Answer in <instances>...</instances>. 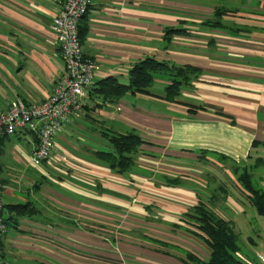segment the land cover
<instances>
[{
    "label": "crops",
    "instance_id": "obj_1",
    "mask_svg": "<svg viewBox=\"0 0 264 264\" xmlns=\"http://www.w3.org/2000/svg\"><path fill=\"white\" fill-rule=\"evenodd\" d=\"M63 1L0 0V111L52 93L65 70L51 30ZM80 23L84 53L100 65L93 85L128 81L148 56L193 70L174 100L160 74L150 93L101 107L89 92L41 165L31 161L36 134L0 137L2 264H184L160 241L207 259L181 217L200 202L235 224L253 216L243 171L264 190V0H92ZM168 27L184 32L166 40ZM106 129L146 140L130 172L95 157Z\"/></svg>",
    "mask_w": 264,
    "mask_h": 264
},
{
    "label": "trees",
    "instance_id": "obj_2",
    "mask_svg": "<svg viewBox=\"0 0 264 264\" xmlns=\"http://www.w3.org/2000/svg\"><path fill=\"white\" fill-rule=\"evenodd\" d=\"M217 14L221 15L222 10L218 9ZM82 20V19H81ZM183 30L174 27L166 28L165 39L170 40L174 34L182 33ZM81 42L87 34V26L79 25ZM192 66H176L165 60L148 56L137 61L130 69L128 81H121L118 76L110 75L98 80L90 89V94L96 96L101 107L106 103L117 102L129 93H150L151 87L157 75H165L170 79L165 93L168 100H174L180 94L182 85L190 78L189 71ZM101 136L105 140L106 147L95 153V157L106 164L111 170L118 174L130 172L136 163V157L140 147L146 143L143 136L134 130L119 132L112 129L103 130ZM241 184L251 204L258 214L264 217V190L256 188L251 180V175L243 171L239 175ZM170 184H178V180L171 179ZM23 210L26 206H17ZM181 221L189 228L187 231L200 237L208 245L210 255L207 259L190 252L179 257L185 264H250L243 259V248L239 243V235L236 232L235 223L218 215L206 204L200 202L191 207L182 217ZM168 247L167 243L161 242ZM167 249V248H166ZM165 254L173 255L165 250ZM252 264H260L256 256L248 254ZM247 256V257H248Z\"/></svg>",
    "mask_w": 264,
    "mask_h": 264
},
{
    "label": "built area",
    "instance_id": "obj_3",
    "mask_svg": "<svg viewBox=\"0 0 264 264\" xmlns=\"http://www.w3.org/2000/svg\"><path fill=\"white\" fill-rule=\"evenodd\" d=\"M92 0H64L55 15L51 30L56 36L65 70L55 82L46 100L28 104L16 100L8 109L0 111V137L29 131L37 136L31 156L34 165L51 158L56 139L70 117L83 114V99L87 97L100 65L86 56L80 39L79 25ZM5 203L0 185V236L8 229L4 219ZM264 261V256H260ZM0 264H2L0 254Z\"/></svg>",
    "mask_w": 264,
    "mask_h": 264
},
{
    "label": "rangeland",
    "instance_id": "obj_4",
    "mask_svg": "<svg viewBox=\"0 0 264 264\" xmlns=\"http://www.w3.org/2000/svg\"><path fill=\"white\" fill-rule=\"evenodd\" d=\"M253 212H254L253 216L248 217V216L244 215V217L238 216V217H234L232 219H234L236 221L235 228H236V232L239 235V243L243 248V254H244V255H242V257L244 256L243 259H245L248 263L252 264V262L249 261V259L251 257L248 256L247 253L251 254V255L254 254L256 256V258L258 259V261L260 262V264H264V261L262 260V258L259 257V256H264V217L261 216L260 214H258L256 209H254ZM246 224H248V225H246ZM174 231H176V230H174ZM122 237H124V236H122ZM111 239H112V242H114L116 240V235L114 233L111 236ZM164 239H167V238H164ZM161 242L162 241H160L159 243H161ZM199 243L201 244L200 241H199ZM161 245H163V244L161 243ZM168 245L169 246L167 247L166 250L170 251L173 254L171 256L175 257L178 260H180L179 257H183V256H185L186 253H190V252L198 255L201 258H204L200 254V252H198L194 249H191L192 246H189V248L186 246H182L180 249V247H178V246H173L170 244H168ZM202 246L204 248V250H202L203 253L204 252L206 253L208 250L210 251L207 244L202 245ZM163 247H164V245H163ZM178 253H180V254H178ZM126 261L127 260H125V262ZM180 261L182 262V260H180ZM119 262L123 263L122 261H119ZM183 263L185 264V262H183Z\"/></svg>",
    "mask_w": 264,
    "mask_h": 264
}]
</instances>
